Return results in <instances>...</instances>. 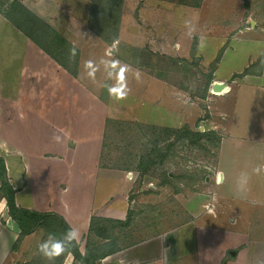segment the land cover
<instances>
[{"label": "crops", "instance_id": "obj_1", "mask_svg": "<svg viewBox=\"0 0 264 264\" xmlns=\"http://www.w3.org/2000/svg\"><path fill=\"white\" fill-rule=\"evenodd\" d=\"M54 1L60 4L68 21L70 17L69 23L71 18L76 19L75 15L85 12L84 0ZM8 22L0 12L1 30ZM46 23L54 28L57 36L37 37V32L26 35L11 23L19 32L15 36L17 42L8 38L1 45L0 78L7 76L0 113L4 124L1 157L8 180L17 190V203L39 210L32 205L37 197L33 189L42 184L50 201L46 204L48 211L57 213L79 231L80 252L85 256L87 242H82L93 233L90 231L92 217L101 218L102 223L126 227L132 203L138 199H130L129 194L142 169L103 162L109 148L110 125L129 122L136 126L180 128L185 125L184 118L173 108L180 105L182 89L170 84L169 70L151 72L141 65L122 63L129 69L126 80L131 92L126 99H110L109 93L105 95L107 80L103 66L95 73V81L87 76L84 67L90 59L97 63L102 57L110 59L102 51L105 43L97 36L84 33L60 34L58 27ZM118 38L139 47L122 39L120 31L113 44L119 43ZM73 45L76 56L70 60ZM155 46L149 45L154 50ZM166 46L162 47L167 49ZM263 53L264 47L240 71L220 76L221 58L215 68L213 84L217 81L227 84L223 91H212L222 98L215 112L226 115L217 165L221 178L216 179L209 200L200 201L199 211L190 210L191 220L173 230L176 234L186 226H194V259L189 261L179 252L178 234L175 241L179 251L171 255L174 238L169 232L123 247L113 229L112 234L100 238L101 242H95L107 248L102 264H259L264 261V63L255 70V63ZM208 57L204 56L206 61L217 56ZM230 91L231 95L226 96ZM155 95L160 98L155 99ZM42 137L45 143L41 147L38 139ZM41 159L58 163L65 171V181L57 186L50 178L47 183L42 180L49 173ZM258 166L262 169L259 173L254 171ZM242 174H246L247 182L240 191ZM91 184L94 191L97 189L92 197L88 194ZM226 220L228 223L222 226ZM65 263H74L70 253L62 262Z\"/></svg>", "mask_w": 264, "mask_h": 264}, {"label": "rangeland", "instance_id": "obj_2", "mask_svg": "<svg viewBox=\"0 0 264 264\" xmlns=\"http://www.w3.org/2000/svg\"><path fill=\"white\" fill-rule=\"evenodd\" d=\"M21 1L0 0V12L10 20L4 30L0 28V49L5 39L14 38L17 42L15 36L19 32L15 27L26 35L37 32V37L57 36L54 28L46 22L58 27L60 34L97 36L105 43L102 49L104 56L110 59L141 65L151 72L169 70L170 84L182 89L180 105H175L173 111L181 114L185 125L183 123L180 128L147 124L136 126L129 122L110 125L109 148L103 162L113 166H139L143 173L140 171L141 174L137 175L135 186L129 194L130 199H138L132 203L128 225L121 227L113 223L95 222L94 232L82 242L85 244L88 241L85 256L80 252V243L74 244L69 252L54 262L40 255L38 244L47 239L50 233L61 237L69 225L57 213L48 211L46 204L50 201L42 184L37 190L33 189L37 197L31 203L39 210L21 206L15 196L16 205L23 211L13 216L4 197L7 191L0 177V264H62L69 253L73 256V264H102L98 257L107 248L95 245V242H101V235H107L109 231L112 234L113 229H116L119 244L123 247L167 232L173 234L177 226L191 220L190 210L199 211L200 201L205 203L209 200L216 179L221 178L217 165L226 115L221 111L215 112V106L222 98L212 92L214 72L220 58V76L233 70H243L250 58L262 50L264 0H123L121 6L115 0H84L85 12L75 15L80 22L71 18L72 23L54 0H23L26 6ZM189 20L197 29L192 36L185 24ZM119 31L122 39L139 47L124 40L119 41L120 37L119 43L113 44ZM201 36L203 47H200ZM165 44L167 49L162 47ZM149 45L152 48L156 45L155 50ZM209 55L217 57L206 61L204 56L209 59ZM257 60L255 70L263 65L264 53ZM6 78H0V113ZM106 80V83L112 82L107 79V73ZM154 98L159 99L160 96L155 95ZM230 100L234 102L233 98ZM3 125L0 117V156ZM187 130L212 132L199 136L186 133ZM44 143V137L38 139L39 146H44ZM140 160H143V164H140ZM41 163L49 173L42 180L47 183L50 178L57 186L65 181V171L58 167V163H50L47 159H41ZM98 190L101 193L102 188ZM88 191L92 197L97 189L94 191L91 184ZM84 205H88L86 199ZM227 223V220L224 221L222 226ZM177 234L181 251L176 247ZM171 236L174 238L171 255L179 251L184 253L185 259H194V226H186Z\"/></svg>", "mask_w": 264, "mask_h": 264}, {"label": "clouds", "instance_id": "obj_3", "mask_svg": "<svg viewBox=\"0 0 264 264\" xmlns=\"http://www.w3.org/2000/svg\"><path fill=\"white\" fill-rule=\"evenodd\" d=\"M185 24L189 27L190 36L197 33V29L192 21H185ZM200 39V47H203V37L201 36ZM75 56L76 47L73 45L70 49L69 59L74 60ZM101 66H103L104 71L107 73V79L112 81V83L105 84L110 99H126L131 92L126 80V73L129 71L128 66L122 64L117 59H105L102 57L98 63L90 59L84 64V67L87 70V76L95 81V73ZM57 139H59V137H57ZM261 170V167L258 166L254 171L259 173ZM242 176L244 179L240 185V191L244 190L243 186L247 182L246 174H242ZM79 239V231L76 228L69 226L61 237H57L54 233H50L47 239L38 244L37 251L49 262H54L57 258L69 252L74 244L79 243ZM259 264H264V261H260Z\"/></svg>", "mask_w": 264, "mask_h": 264}, {"label": "trees", "instance_id": "obj_4", "mask_svg": "<svg viewBox=\"0 0 264 264\" xmlns=\"http://www.w3.org/2000/svg\"><path fill=\"white\" fill-rule=\"evenodd\" d=\"M115 1H117L119 6L122 5L123 0H115ZM206 132H212V130H208V131H204V132H200V131L191 132L190 130L186 131V133L199 135V136H200V134H203V133H206ZM183 134H185V133H183ZM140 164H143V160H142V162ZM0 177H1L2 183L6 187V191H7V193L4 195V197H5L6 201H7V204L9 206V208H10V211L12 212L13 216H15V214L17 212H21L23 210H21L16 205V202H15V190H14V188L12 187V185L10 184V182L8 180L6 164H5L4 159L1 156H0ZM97 221H102V220H101V218H99L97 216H93L92 219H91V225H90V231L91 232H94V229H95L94 227H96ZM102 231H104V230H102ZM110 234L111 233L109 231V233H107V235H101V237H107ZM109 238L111 239L110 236H109ZM87 245H88V241H87ZM86 253H87V251H86ZM104 257H105V254L103 252L102 255L100 256V258L98 257V259L100 260V259H102Z\"/></svg>", "mask_w": 264, "mask_h": 264}, {"label": "water", "instance_id": "obj_5", "mask_svg": "<svg viewBox=\"0 0 264 264\" xmlns=\"http://www.w3.org/2000/svg\"><path fill=\"white\" fill-rule=\"evenodd\" d=\"M224 85H225L224 83L217 81L213 84L212 89L215 91H222L224 90Z\"/></svg>", "mask_w": 264, "mask_h": 264}, {"label": "bare ground", "instance_id": "obj_6", "mask_svg": "<svg viewBox=\"0 0 264 264\" xmlns=\"http://www.w3.org/2000/svg\"><path fill=\"white\" fill-rule=\"evenodd\" d=\"M226 86H227V84L224 85V89H225ZM213 91H215V90H213ZM222 91H223V90H222ZM214 94H215V93H214Z\"/></svg>", "mask_w": 264, "mask_h": 264}]
</instances>
